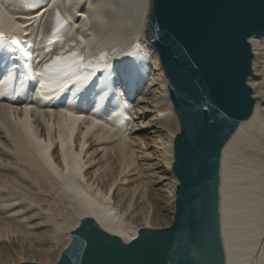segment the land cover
Listing matches in <instances>:
<instances>
[{
  "label": "bare ground",
  "instance_id": "1",
  "mask_svg": "<svg viewBox=\"0 0 264 264\" xmlns=\"http://www.w3.org/2000/svg\"><path fill=\"white\" fill-rule=\"evenodd\" d=\"M152 1L34 0L36 7L29 8L24 0H0V26L17 37L9 52L32 68L25 70L30 80L21 82L16 75L14 84L1 82L0 73V239L21 234L29 251L44 254L64 233L52 259H27L20 248L16 263L0 264H54L86 222L123 246L144 230L173 222L178 183L173 141L179 120L159 54L146 36ZM64 21L68 26L59 28ZM249 41L251 109L221 144L217 164L223 264H264V34ZM81 49L86 62L114 65V84L104 87L106 70L91 67L87 70L96 75L85 82L87 90L69 84L62 92L38 93L34 70ZM101 51L107 52L103 61ZM133 62L137 72L129 76ZM148 204L154 213L142 214ZM157 213L167 215L163 225L151 222ZM2 247L0 259L8 251Z\"/></svg>",
  "mask_w": 264,
  "mask_h": 264
},
{
  "label": "water",
  "instance_id": "2",
  "mask_svg": "<svg viewBox=\"0 0 264 264\" xmlns=\"http://www.w3.org/2000/svg\"><path fill=\"white\" fill-rule=\"evenodd\" d=\"M261 33L264 0L152 1L146 36L159 54L179 120L174 220L165 229L142 231L126 246L86 222L54 264H223L216 210L219 149L250 112L249 39Z\"/></svg>",
  "mask_w": 264,
  "mask_h": 264
},
{
  "label": "snow or ice",
  "instance_id": "3",
  "mask_svg": "<svg viewBox=\"0 0 264 264\" xmlns=\"http://www.w3.org/2000/svg\"><path fill=\"white\" fill-rule=\"evenodd\" d=\"M24 6L29 8H35V2L34 0H24ZM4 16H7V13H4ZM9 20H12L14 22V19L11 17H8ZM3 24V19L0 18V25ZM67 21H64L59 25V28H65L67 27ZM17 29H20V25L15 26ZM59 28H53L52 31L58 32ZM62 39V38H61ZM17 38L15 37L14 33L12 31L6 32L3 30V27L0 26V49H3L2 52H0V58H2L4 55L8 57V65L7 70L0 69V73H2L3 82L7 83L9 79L13 78L14 76L18 75L19 80L21 82L30 80L31 77L26 71L30 68V65L28 64H19L18 60L13 59V53L8 51V48L10 45H13L16 43ZM134 47L144 52V50L140 49L139 44H135ZM63 51V49H61ZM26 55V53L24 54ZM131 55V54H129ZM75 57V59H73ZM107 57V52L101 51L99 53V59L101 61L105 60ZM103 67L107 75L102 77V79L106 82L104 87H107L108 84H114L115 80V68L113 64L104 63L103 65L94 64L92 59H88L86 62V58L83 55V49H81L79 52L71 53L68 56H61L57 55L55 56L50 62L43 65L42 70L35 71V76L39 77L38 82V93L42 90H47L53 93L56 92H62L69 84H73L74 86H84V89L87 90V87L89 85H85V82H91L92 77L96 75L94 72H90L87 69L91 67ZM137 72V68L135 66V62H133L130 67L128 68V75L132 76L134 73ZM96 88H100V92L103 93V88L100 87L99 82L95 85ZM98 102V101H97ZM29 109L26 107L24 109L25 114L27 115ZM63 113V110H62ZM68 116L72 117V113H67ZM73 119L79 120L81 117H72ZM35 139V137H33ZM38 143H42V141H38ZM61 149H63L64 144L63 140H61ZM83 146V144L81 145ZM50 163V161H49ZM67 167V164H66ZM80 179H83L81 176Z\"/></svg>",
  "mask_w": 264,
  "mask_h": 264
},
{
  "label": "rangeland",
  "instance_id": "4",
  "mask_svg": "<svg viewBox=\"0 0 264 264\" xmlns=\"http://www.w3.org/2000/svg\"><path fill=\"white\" fill-rule=\"evenodd\" d=\"M29 44H30V42L27 44V46ZM2 51H3V49H0V52H2ZM8 51H9V49H8ZM13 56H17L15 54V52L13 53ZM4 58L5 57L0 58V63L3 61ZM22 62H23V59L20 57L19 64L17 65V67H19V65H21ZM2 63L5 64V65L8 64V57L7 56H6V58L4 59V61ZM31 69L32 68H29L28 70L30 71ZM14 77L11 78V79H9V81L7 83L14 84ZM1 82H3V79H2ZM3 83H5V82H3ZM6 92H11V91L8 90ZM154 211H155V208L152 205H150V204H148L147 206L145 205L144 208L141 210V212H143L142 214H147V212H149V213H152L153 212L154 213ZM166 220H167V215L164 216V215H161V214L157 213L156 214V217H154V219H152L151 222H155L158 225H163V223L166 222ZM136 222L142 223L143 220L142 219H138V220H136ZM12 235H10V236L8 235L10 238L7 237L5 239H0V241L2 240L1 243H0V251L4 248L2 246H5L6 247V250H8L7 252H5V255L6 256L4 258H1L0 259L1 261H4V262L6 261L7 262L9 260H13L14 261L13 263H16L18 261L17 257H18V252L20 251V248L22 249V252H23V256L24 257H26V256H29L30 257V258H27V259H34V260H37V261H43L41 259H38V257H47V256H49L52 259L54 257V252L60 250V248L63 246V243H64V241H63V239H64L63 238L64 237V233L62 232V233H60V235L58 237V240H56L53 243V246L54 247L49 252L44 253V254H36L35 252H31V250L29 251L27 249V245L25 246V243H26L25 239L26 238L24 239L23 235L20 234V236H19V234H14V235H16V236H13L14 238L12 237ZM18 236L19 237L22 236L21 238H23V240L21 239L22 241H20V238L18 239ZM8 238H9V240H8ZM15 238H17L18 240H16ZM14 240H16V241H14ZM7 248H9V249H7Z\"/></svg>",
  "mask_w": 264,
  "mask_h": 264
}]
</instances>
